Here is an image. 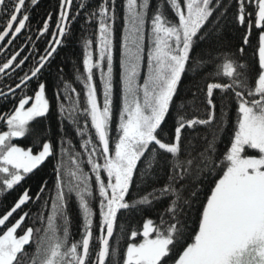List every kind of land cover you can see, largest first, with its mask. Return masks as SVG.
Segmentation results:
<instances>
[{
	"label": "snow or ice",
	"instance_id": "1",
	"mask_svg": "<svg viewBox=\"0 0 264 264\" xmlns=\"http://www.w3.org/2000/svg\"><path fill=\"white\" fill-rule=\"evenodd\" d=\"M39 2L0 0V264H264V0H56L34 21ZM81 12L53 113L43 77Z\"/></svg>",
	"mask_w": 264,
	"mask_h": 264
},
{
	"label": "trees",
	"instance_id": "2",
	"mask_svg": "<svg viewBox=\"0 0 264 264\" xmlns=\"http://www.w3.org/2000/svg\"><path fill=\"white\" fill-rule=\"evenodd\" d=\"M84 2L88 4L89 7H92L96 3V0H84ZM73 3H74L73 14H75L76 7L79 6L81 0H73ZM55 6H56V0H40L39 7L36 8L32 13L33 20L39 21L46 11H51ZM54 27L55 25L53 24V28ZM92 32H93V27L91 25L86 24L84 20V12H81L80 16L69 25V31L66 33V36L64 37L62 44L58 48L57 53L54 54L52 58L51 64L45 71V75L43 79L47 81L48 84L47 95L49 96L50 105H52L53 113H55V107H56L55 93H56V84L59 81L58 74H60V70L62 69L63 70L62 75L67 78V81L69 83L75 80L77 68L79 67L82 70V64L80 63L82 60V46H83L82 36H91ZM239 36L240 33H235L231 37V39L227 42L235 46L239 43ZM48 38L50 37H45L39 40L41 49L47 46L46 40ZM23 39L24 37H21L20 40H17L16 43L20 44L21 40ZM23 46L28 47L29 45L25 44ZM13 47H15V45ZM25 55H29V53H25ZM249 56H251V49H249ZM3 58L4 56L0 54V60H2ZM97 83H98V74H97ZM188 86L189 85L187 81H185V84L182 86L181 89L182 95L186 92ZM35 87H36L35 81H33L31 84L28 85L27 91L29 92V94L32 93ZM75 87L79 91L81 85L77 82L75 83ZM11 107L12 104L10 102L0 99V113H3L11 109ZM44 126L52 127L58 130V122L57 119L55 118V115H53V117L50 120L44 121ZM66 131L68 133V136L73 140H75L78 144L79 141L78 138L75 136V132L73 128L67 127ZM17 142L20 144V146H31V137L19 138ZM50 173H51V166L46 165L40 172H37L35 176H30L29 178H27L26 181L24 182V186L34 188L39 176H45V178H47ZM15 195L16 193H12V195H9L7 198L8 201L9 202L12 201ZM71 215L74 220L72 230L75 233L77 231L75 207L72 209ZM145 218L156 219L155 211L149 210L143 213H127L122 217V220L128 221L132 227L142 228L143 219ZM28 222L31 223V220L29 219ZM95 235L96 236L99 235L98 227H95ZM76 238H78V236ZM94 242H95V236H94Z\"/></svg>",
	"mask_w": 264,
	"mask_h": 264
}]
</instances>
